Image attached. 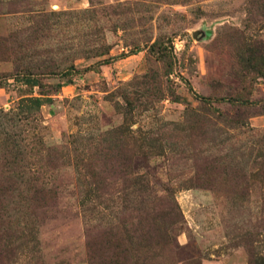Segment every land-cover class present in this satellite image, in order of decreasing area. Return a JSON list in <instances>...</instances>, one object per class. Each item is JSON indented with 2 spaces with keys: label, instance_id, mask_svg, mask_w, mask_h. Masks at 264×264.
<instances>
[{
  "label": "rangeland",
  "instance_id": "374dc122",
  "mask_svg": "<svg viewBox=\"0 0 264 264\" xmlns=\"http://www.w3.org/2000/svg\"><path fill=\"white\" fill-rule=\"evenodd\" d=\"M264 0H0V264H264Z\"/></svg>",
  "mask_w": 264,
  "mask_h": 264
},
{
  "label": "trees",
  "instance_id": "16d2710c",
  "mask_svg": "<svg viewBox=\"0 0 264 264\" xmlns=\"http://www.w3.org/2000/svg\"><path fill=\"white\" fill-rule=\"evenodd\" d=\"M258 59L262 61V64H264V52L258 57Z\"/></svg>",
  "mask_w": 264,
  "mask_h": 264
}]
</instances>
